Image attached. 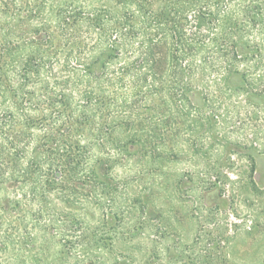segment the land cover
<instances>
[{"label":"trees","instance_id":"trees-1","mask_svg":"<svg viewBox=\"0 0 264 264\" xmlns=\"http://www.w3.org/2000/svg\"><path fill=\"white\" fill-rule=\"evenodd\" d=\"M258 100L264 0H0V192L11 211L0 208L13 215L0 227L18 222L30 241L51 234L66 249L87 247L91 232L98 246L93 223L124 221L141 202L115 185V167L168 150L157 136L178 120L215 130Z\"/></svg>","mask_w":264,"mask_h":264},{"label":"rangeland","instance_id":"rangeland-1","mask_svg":"<svg viewBox=\"0 0 264 264\" xmlns=\"http://www.w3.org/2000/svg\"><path fill=\"white\" fill-rule=\"evenodd\" d=\"M217 101L207 107L218 108ZM239 106L244 113L215 118V130L178 120L171 137L157 136L168 150L136 151L115 167V185L141 202L104 228L93 223L100 213L86 217L98 227L100 245L91 232L82 249H66L51 234L32 242L17 222L0 227V264H264V103L256 101V111ZM247 176L254 187L241 184ZM3 197L0 207L11 211ZM2 216L13 217L0 208ZM229 223L241 229L230 251L228 239L238 231Z\"/></svg>","mask_w":264,"mask_h":264}]
</instances>
